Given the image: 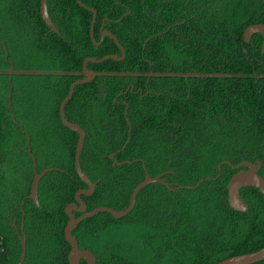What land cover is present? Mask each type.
I'll use <instances>...</instances> for the list:
<instances>
[{"label": "trees", "instance_id": "1", "mask_svg": "<svg viewBox=\"0 0 264 264\" xmlns=\"http://www.w3.org/2000/svg\"><path fill=\"white\" fill-rule=\"evenodd\" d=\"M80 1L96 11L95 40L104 22L125 50L121 61L88 63L95 78L76 86L65 106L66 119L86 133L80 165L96 182L82 196L88 209L127 207L145 169L170 171L164 176L174 188L205 180L195 189L146 186L128 215L82 221L74 231L79 247L96 264H150L149 256L155 264H216L264 247V195L242 188L249 208L235 211L227 201L234 170L224 164L217 177L224 160H259L264 177L262 35L243 38L246 27L264 24L262 0ZM48 11L58 34L43 21L40 0H0V264L19 262L11 222L19 225L23 213V264H69L64 207L85 184L74 166L78 134L59 107L85 58L121 56L109 37L94 45L92 12L77 0H48ZM27 134L37 171L54 168L39 182V207L28 197ZM52 143L61 157L49 152ZM240 220L245 229L230 238Z\"/></svg>", "mask_w": 264, "mask_h": 264}, {"label": "water", "instance_id": "2", "mask_svg": "<svg viewBox=\"0 0 264 264\" xmlns=\"http://www.w3.org/2000/svg\"><path fill=\"white\" fill-rule=\"evenodd\" d=\"M77 2L79 3V5L83 6L84 8L92 12L93 17H92L91 26H90V35H91V39L94 45L99 46L104 37H109L116 43V45L118 46L121 52V56L110 54V55H106L99 59L94 58V57L85 58L83 61V65H82V77L75 80L70 85L68 94L62 100L60 107H59V113H60L59 115H60V119L62 123L67 128H69L72 131L77 132L78 134V140H77L75 155H74V166H75L76 174L78 175L79 179L87 185L86 189H79L75 193V201L67 204L64 208V212L68 216V222L64 228V238L66 242L70 245V250L68 252L69 264H80L81 260H85L87 264H96V256L88 249H80L76 238L72 234L73 230L77 227L79 223H81L82 221L88 218L94 217L95 215H98L99 213H102V212L111 214L115 219H119V218H122L128 215L135 207L138 194L141 192L143 188H145L146 186L150 184H153V183L162 184L166 186L169 190L178 189V188L195 189L199 187V185L205 179H201L193 186H180V187L174 188L170 186V184L164 178L159 177V176L152 177L148 174L147 170H145L144 179L138 185H136L135 188L133 189L130 199H129V205L125 209L115 210L113 208L99 206V207H96L94 209L87 211L86 203L82 200L81 195L90 196L96 188V183H94L86 175V173L82 170L81 165H80V156L83 150L86 133L78 124L70 123L66 119L65 106L67 102H69V100L72 98L76 86L80 84H84V83H89L95 78V72L87 68L88 63H101L107 59L121 61L125 57V50L122 47V45H120L117 37L114 34L110 33L108 30H103V28L100 29L99 41H96L94 38V24H95L96 16H97L96 11L93 8H90L84 5L80 0H77ZM262 2L264 4V0H262ZM40 13H41V17L43 21L49 27V30L58 34L59 31L49 15L48 0H40ZM254 34L262 35L263 39L261 43V51L262 53H264V24L256 23V24H252L246 27L243 33L244 41L247 43L250 42L251 37ZM3 49L5 52V55H7V50L4 45H3ZM12 72H13V66L11 65V68L8 74L11 76ZM130 137H131V125L129 123L128 139L125 145L122 147V149H124L126 144L129 142ZM27 148H28V153L31 155L32 162H33V179H32L31 186H30L29 198L35 203V205L40 206V203L38 200L39 182L53 168L47 167L40 172L37 171L35 158L31 154L30 138L28 134H27ZM115 154L116 153H112L109 156V158L114 160L113 165H115V163H117L118 165H121V163H118L115 160L114 158ZM223 164H228L236 169L245 168V169H241L237 171L231 176L227 184V201H228L229 206L235 211L247 212L249 207H248V204L243 199V197L241 196L240 190L244 187H255L259 189L262 195H264V177H262L259 174V170L262 166V163L259 160H256L255 162L242 161L236 166H233L232 164H230L229 161H222L218 165L217 177L220 174L221 166ZM210 179L211 178H207V180H210ZM73 212H80L82 214L78 217H75ZM16 234L18 235V238L21 243V255H20L18 264H23L25 257H26V251H27L26 237H25V234L23 233V218L21 221V227L19 230L18 229L16 230ZM262 260H264V247L254 252L225 258L217 262L216 264H254Z\"/></svg>", "mask_w": 264, "mask_h": 264}, {"label": "flooded vegetation", "instance_id": "3", "mask_svg": "<svg viewBox=\"0 0 264 264\" xmlns=\"http://www.w3.org/2000/svg\"><path fill=\"white\" fill-rule=\"evenodd\" d=\"M103 23H104V22H103ZM102 26H103V27H101V28H103V30H105V29H104V24H103ZM101 28H100V29H101ZM252 37H253V36H252ZM252 37H251V39H252ZM262 39H263V38H262ZM250 41H251V40H250ZM248 43H249V42H248ZM261 43H262V42H261ZM261 52H262V51H261ZM59 114H60V113H59ZM110 155H111V154H110ZM110 155H109V156H110ZM114 158H115V157H114ZM111 160H112V159H111ZM115 160H116V159H115ZM112 161L114 162V160H112ZM116 161H117V160H116ZM224 161H227V160H224ZM243 161H248V160H243ZM255 161H256V160H255ZM255 161H254V162H255ZM128 162H130V161H128ZM241 162H242V161H241ZM251 162H252V161H251ZM118 163H121V162H118ZM130 163H131V162H130ZM239 163H240V162H239ZM239 163H238V164H239ZM115 164H116V163H115ZM121 164H122V163H121ZM230 164H231V163H230ZM223 165H224V164H223ZM227 165H228V164H227ZM232 165H233V164H232ZM236 165H237V164H236ZM236 165H233V166H236ZM143 166H144V164H143ZM229 166H230V165H229ZM231 167H232V166H231ZM50 168H52V167H50ZM217 168H218V167H217ZM53 169H54V168H53ZM53 169H52V170H53ZM144 169H145V168H144ZM232 169L234 170V172H233V174H234V173H236L237 171H239V170H241V169H245V168L236 169V168H233V167H232ZM260 169H261V168H260ZM145 170H146V169H145ZM145 170H144V177H145ZM217 170H218V169H217ZM220 171H221V170H220ZM259 171H260V170H259ZM147 172H148V171H147ZM168 172H170V171H167V172H164V173H159V174H157V175H155V176H159V177H162V178L165 179V176H164V175H165V173H168ZM148 174H149V173H148ZM233 174H232V175H233ZM149 175H150V174H149ZM232 175H231V176H232ZM150 176H151V175H150ZM155 176H152V177H155ZM262 177H263V176H262ZM207 178H208V177H207ZM216 178H217V177H216ZM230 178H231V177H230ZM203 179H204V178H203ZM212 179H213V178H212ZM214 179H215V178H214ZM165 180H166V179H165ZM210 180H211V179H210ZM93 182H94V181H93ZM94 183H96V182H94ZM168 183H169V182H168ZM83 184H85V183H83ZM169 184H170V183H169ZM170 186H172V185H170ZM86 188H87V185L85 184V187H80L79 189H86ZM38 189H39V187H38ZM79 189H78V190H79ZM95 189H96V188H95ZM78 190H77V191H78ZM173 190H175V189H173ZM77 191H76V192H77ZM94 192H95V190H94ZM94 192H93V193H94ZM93 193H92V194H93ZM92 194H91V195H92ZM91 195H90V196H91ZM82 196H85V195H81V198H82ZM28 197H29V195H28ZM243 199H244V198H243ZM38 200H39V196H38ZM82 200H83V199H82ZM74 201H75V200H74ZM74 201H73V202H74ZM83 201H84V200H83ZM84 202H85V201H84ZM245 202H246V201H245ZM70 203H72V202H70ZM85 203H86V202H85ZM68 204H69V203H68ZM128 205H129V204H128ZM65 206H66V205H65ZM100 206H101V205H100ZM38 207H39V206H38ZM86 207H87V204H86ZM96 207H99V206H96ZM96 207H94V208H96ZM105 207H108V206H105ZM64 208H65V207H64ZM94 208H93V209H94ZM109 208H112V207H109ZM125 208H126V207H125ZM125 208H124V209H125ZM113 209H115V208H113ZM88 210H91V209H88V207H87V211H88ZM115 210H117V209H115ZM121 210H122V209H121ZM64 213H65V212H64ZM73 213H74L75 217H78V216H80V215L82 214V213H80V212H73ZM65 215H66V214H65ZM66 216H67V215H66ZM67 217H68V216H67ZM112 217H113V216H112ZM22 218H23V226H24V213L22 214V217H21V219H20V224H19V225L16 224V219H13V220H12L11 223H12V226L15 228V231H16L17 229H18V230L20 229ZM67 222H68V220H67ZM66 224H67V223H66ZM79 224H80V223H79ZM79 224H78V225H79ZM78 225H77V226H78ZM23 228H24V227H23ZM76 228H77V227H76ZM76 228H75V229H76ZM75 229L73 230L72 234H73V236L76 238V236H75V234H74ZM23 233H24V229H23ZM24 234H25V233H24ZM76 240H77V238H76ZM77 243H78V241H77ZM78 246H79V245H78ZM79 248H80V247H79ZM80 249H83V248H80ZM88 250H89V249H88ZM90 251H91V250H90ZM68 252H69V251H68ZM91 252H92V251H91ZM92 253H93V252H92ZM82 261L86 262L85 260H81L80 263H81ZM96 261H97V260H96ZM86 264H87V263H86Z\"/></svg>", "mask_w": 264, "mask_h": 264}, {"label": "rangeland", "instance_id": "4", "mask_svg": "<svg viewBox=\"0 0 264 264\" xmlns=\"http://www.w3.org/2000/svg\"><path fill=\"white\" fill-rule=\"evenodd\" d=\"M172 57L175 58V57H174V54H172ZM9 70H10V68H9ZM9 70H8V72H9ZM49 147H50V148H49V152L53 154V157H61V155H63L62 153H59L60 150L57 148L56 144H53V143H52ZM39 160H40V158H39ZM39 164H40V161H39ZM29 167H30V166L27 165V163H25V167L22 168V171H23V169L27 171ZM45 168H47V167H45ZM45 168H43V169H45ZM43 169H42V170H43ZM42 170H41V171H42ZM38 172H39V171H38ZM24 179H25V178H24ZM245 226H246V225L244 224V222L240 220V221L237 223L236 227H234L233 229H230V230L228 231V236H230V238H236V237H238V236L243 232V230L245 229ZM26 252H27V251H26ZM144 261H146V262H148V263H150V264H155V263H154L153 256H149V258H145Z\"/></svg>", "mask_w": 264, "mask_h": 264}]
</instances>
